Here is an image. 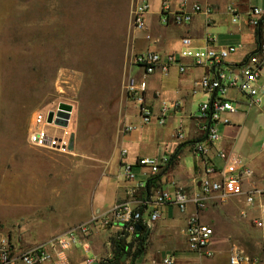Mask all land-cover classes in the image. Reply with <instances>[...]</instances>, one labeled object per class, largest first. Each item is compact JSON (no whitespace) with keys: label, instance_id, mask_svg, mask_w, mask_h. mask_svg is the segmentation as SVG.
<instances>
[{"label":"rangeland","instance_id":"374dc122","mask_svg":"<svg viewBox=\"0 0 264 264\" xmlns=\"http://www.w3.org/2000/svg\"><path fill=\"white\" fill-rule=\"evenodd\" d=\"M137 3L138 0H0V184L13 181V198L5 204L0 201V221L5 227L23 220L38 226L35 232L42 238L70 223L71 218H65L61 211L27 208L16 194L20 197L22 189L33 191L38 180L51 192L47 178L54 172L59 178L51 179V184L62 189L64 185L68 194L70 187L78 186L77 169L89 172L101 163L96 159L107 157L125 116L134 110L124 86L139 72L132 61L137 39L141 48L147 41V32L131 24V11ZM250 4L264 11V0H251ZM221 26L223 33L236 27L226 17ZM247 43L244 40L245 46ZM58 105L73 110L70 155L35 149L26 141L32 113ZM195 107L193 112H197V104ZM233 115L228 117L233 119ZM135 120L138 130L146 126ZM240 126L234 146L238 153L250 159L264 156V101L246 110ZM152 128L153 140L165 139L167 123ZM185 165H191L190 158L185 159ZM21 174L22 178L16 179ZM84 179L86 198L97 182L92 172L86 173ZM243 208L242 201L230 200L225 206L203 210L202 215L208 219L201 223L216 231V239L239 241L260 254L264 229L256 228L253 222L257 213L249 212L241 218L239 211ZM126 242H132L128 250L135 252L133 238H126Z\"/></svg>","mask_w":264,"mask_h":264},{"label":"crops","instance_id":"0c3cea01","mask_svg":"<svg viewBox=\"0 0 264 264\" xmlns=\"http://www.w3.org/2000/svg\"><path fill=\"white\" fill-rule=\"evenodd\" d=\"M179 1L138 0V2L148 4L149 9L145 16V28L143 30L147 32V41L141 48L138 47L140 40L136 38L138 40L135 48L136 53L145 50H151L161 55L177 53L182 50L181 40L183 38H189L192 46L198 47L202 46L203 40L207 36H211L215 39L213 45L217 49L228 46L237 47L236 52L225 60V65L231 72H236L247 56L255 53L259 46H264V35L259 36L258 32V36H256V30L248 25L247 13L251 8H257L251 6V0H188L189 5L198 4L202 8H208L210 15L207 17L197 14L193 16L191 22L177 26L172 23L171 17L176 12ZM230 8L234 10L237 16L234 22L233 15L229 12ZM163 12L167 13L166 16L169 19L166 25L160 22ZM224 17L236 26L228 28L226 33L221 31L224 28L221 26ZM222 39H224L223 42ZM244 40H248L246 46ZM179 63L185 68L184 73H180L178 67L172 65L166 74L158 70L146 78L145 104L153 114L158 113L162 101L178 104L176 110H169L164 125H159L153 120L144 126L145 128L125 133L123 127L126 125L138 128V122L135 120L138 119L137 106L129 98V103L133 105L134 110L125 116L123 123H121L122 127L119 135L111 144L107 157L96 159L101 163L97 165L98 168L94 167L89 172L77 169L75 175L79 178L78 186L70 187L71 190L68 194L64 185H62L63 189L61 186H53L51 179L59 178L58 174L54 172V176L50 175L52 178H47L48 184L53 189L51 192H48L44 187L43 181L38 180L36 181L37 187L33 186V191L29 192L27 189H22L20 197L16 194V199L21 201V204L27 206V208L38 209L39 211L42 208L51 213L61 211L64 213L65 218H71L70 223L58 228L57 232L52 235L38 238L35 232L38 226L30 225L22 220L20 222L15 221L5 227V224L0 221V239L5 238L13 251L18 253L42 244L54 236L64 235L74 227L92 221L87 234L82 235L79 233V239L69 252L68 261L69 264H101V262L112 257L111 239L121 233L122 223L112 215V210L117 204H126L131 210L139 209L143 217L146 218L151 207L144 208L140 204L147 195L158 190L174 191L182 189L188 193L196 191L198 181L203 177L205 164L209 165L211 161L219 166L220 161L214 152H210L207 158L202 159L193 151V145L205 138V132L201 130L196 118L199 106L208 99V96L195 86L196 82L204 76L205 70L195 66L192 60L187 58L180 59ZM138 70L139 72L134 78L140 79L142 72L139 68ZM262 76H264V67L261 69L260 82ZM261 84L264 86L263 82ZM201 98L203 99L201 100ZM228 98L238 104V111L222 116V119L228 120L229 123L219 126L218 131L220 134L218 133L219 141L216 143V147L221 148L225 153L233 152L243 157L246 167L251 173L249 177L244 179L245 189L255 186L264 189V156L260 155L258 158L250 159L242 156L234 147L235 140L241 131L240 125L245 117L246 110L251 107L248 106L246 98L243 99L233 91L229 92ZM196 104L198 106L197 112H193L196 109ZM230 114H235L233 119L228 117ZM166 123L165 139L153 140L154 129L152 127H164ZM178 130L183 134L182 139H178L176 136ZM122 150L126 152L125 155L121 154ZM161 157H167L169 162L165 168L155 174H152L149 168L137 165L138 159ZM186 158L191 160L189 167L185 165ZM125 164L132 166L133 180H127L123 177V166ZM90 172H92L97 185L95 190H91L92 192L89 190L88 197L85 198L83 191L84 175ZM15 177L21 179L22 174ZM10 182L13 181L9 180L6 185L0 184L1 204H5L8 199L13 198V195H11L13 189ZM147 185H150L149 192L147 191ZM53 187H55V190ZM218 207L220 206L211 203L208 204L206 209ZM194 211L192 205H189L184 213L171 205L160 207L158 219L147 228L148 232L145 235L142 250L130 253L127 258L123 257L120 264H163V259L167 257L173 258L174 264H228V256L234 246L244 250L252 257L264 260V246H259L257 243L256 247H260L258 248L260 254H256L239 241L230 242L229 239H216V231L213 228L214 237L209 246L213 256L206 258L190 252L182 230L188 217ZM202 212H199L200 222L202 219H208L207 216L202 215ZM51 213L49 214L50 218L53 217ZM106 218L109 222L104 225L103 221ZM204 225L209 226L205 223ZM260 238L264 240V234ZM252 239L257 242L260 240L253 236ZM41 264H53V262Z\"/></svg>","mask_w":264,"mask_h":264},{"label":"built area","instance_id":"2783aa9c","mask_svg":"<svg viewBox=\"0 0 264 264\" xmlns=\"http://www.w3.org/2000/svg\"><path fill=\"white\" fill-rule=\"evenodd\" d=\"M148 4L138 2L131 11V24L134 29L144 30L145 16L148 13ZM167 10V9H166ZM165 10V11H166ZM233 15V22L237 16L232 8L229 9ZM210 15L208 8H202L198 4L189 5L188 0H180L176 12L172 14L171 21L174 25L180 26L191 22L194 15ZM167 13H162L160 22L168 24ZM248 25L264 35V12L258 8H251L247 13ZM202 46L193 47L189 38L181 40L182 50L177 53L161 55L151 50H145L134 54L133 65L142 72V77L129 78L124 86L126 95L137 106V116L142 125H148L155 120L159 125H164L169 110H176L177 103L162 101L157 114L145 104L147 92L146 78L156 71L166 74L169 67L176 65L180 73L185 68L180 65L179 60L187 58L192 60L195 66L205 70L204 76L196 82L195 86L199 91L204 92L208 99L198 109L197 121L201 130L205 132V138L193 145L194 153L202 159L214 152L220 165L213 162L205 164L203 177L198 181V187L193 193L177 189L174 191L158 190L147 195L143 202L144 208L150 206V212L146 218L139 209L131 210L126 204H117L112 215L122 223L121 232L128 237L136 233L135 226L141 223L149 228L158 219L159 209L165 205L176 207L181 213L187 211L189 205L194 206L192 213L182 230L186 239L188 250L199 256L211 258L212 251L209 249L214 237L213 229L200 222L199 212L205 210L208 204L226 205L230 200L242 201L244 208L239 211L241 218H246L249 212L257 213L253 222L258 229H264V189L257 187L244 188V179L250 176L245 160L240 155L230 152L225 153L221 148L216 147L219 141L218 128L220 125L229 123L223 120L222 116L227 113H236L238 104L228 98L230 91L243 96L248 100V106H260L264 101V86L260 83L261 69L264 67V46L247 56L236 72L225 65V60L237 50V47L228 46L217 49L214 47L215 39L207 36ZM59 111L68 114L67 126L62 127L56 124ZM52 114L48 122L49 114ZM73 110L64 105H58L55 109L44 111L36 110L32 113L30 126L27 130V144L35 149L56 152L61 155L72 154V133L69 130ZM136 126L123 127L125 133L137 130ZM178 139L183 138L180 130L176 132ZM264 151V139L262 142ZM122 150L121 154L125 155ZM167 157L141 158L137 165L147 167L152 174L161 171L168 164ZM208 165V166H207ZM131 165L123 166V177L133 180ZM95 220V219H93ZM109 220L103 221L107 225ZM91 222L74 227L64 235L54 236L48 241L37 246L15 253L3 238L0 239V264H41L53 262V264H69V252L79 239V233L85 235L89 232ZM163 264H174L171 257L163 259ZM228 264H264V260L248 255L244 250L234 246L229 256Z\"/></svg>","mask_w":264,"mask_h":264},{"label":"trees","instance_id":"16d2710c","mask_svg":"<svg viewBox=\"0 0 264 264\" xmlns=\"http://www.w3.org/2000/svg\"><path fill=\"white\" fill-rule=\"evenodd\" d=\"M260 35L262 34L259 32V36ZM256 36H258V30H256ZM149 190H150V185H147V191L149 192ZM138 226L141 229L140 232L134 233V235L132 236L133 242L135 244L136 252L142 250L144 245L145 235L148 232V229L145 226H143L141 223H139ZM126 238H128V236L123 232H121L111 239L110 244L112 249V257L108 260H105L104 262H101V264H120L123 257L127 258L130 256V252L128 249L131 248L133 244L132 242L127 243Z\"/></svg>","mask_w":264,"mask_h":264},{"label":"water","instance_id":"95a60500","mask_svg":"<svg viewBox=\"0 0 264 264\" xmlns=\"http://www.w3.org/2000/svg\"><path fill=\"white\" fill-rule=\"evenodd\" d=\"M57 117L58 119L56 120V124L57 125H60L62 127H66L67 126V119H68V114L65 113V112H62V111H59L57 113ZM51 118H52V114L50 113L49 114V118H48V122L51 121ZM135 230H136V233H139L140 232V227L138 225L135 226Z\"/></svg>","mask_w":264,"mask_h":264},{"label":"bare ground","instance_id":"6f19581e","mask_svg":"<svg viewBox=\"0 0 264 264\" xmlns=\"http://www.w3.org/2000/svg\"><path fill=\"white\" fill-rule=\"evenodd\" d=\"M71 122V121H70Z\"/></svg>","mask_w":264,"mask_h":264}]
</instances>
